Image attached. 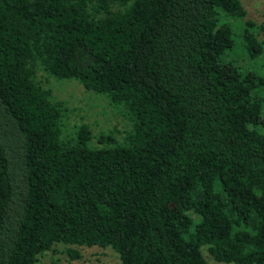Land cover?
I'll return each mask as SVG.
<instances>
[{
    "label": "trees",
    "instance_id": "trees-1",
    "mask_svg": "<svg viewBox=\"0 0 264 264\" xmlns=\"http://www.w3.org/2000/svg\"><path fill=\"white\" fill-rule=\"evenodd\" d=\"M244 16L240 0H0V264L57 243L264 264V76L237 62L264 52V24ZM40 69L121 107V140L65 131Z\"/></svg>",
    "mask_w": 264,
    "mask_h": 264
},
{
    "label": "rangeland",
    "instance_id": "rangeland-1",
    "mask_svg": "<svg viewBox=\"0 0 264 264\" xmlns=\"http://www.w3.org/2000/svg\"><path fill=\"white\" fill-rule=\"evenodd\" d=\"M240 2L245 11L244 19L252 21L255 25L264 24V0ZM257 38H260L259 33ZM237 62L241 65L239 67L245 70L250 69L254 63L255 69L264 76V52L254 62L248 61L247 57L237 58ZM36 79L50 90L52 100L61 102L66 107L65 131L69 132L74 125L83 123L88 126L93 136L111 133L115 139L121 140L129 128L128 119L123 115L121 107L113 106L102 95L85 91L74 79H56L41 69L36 72ZM66 247L60 243L54 244L51 250L38 257L35 264H119L115 253L107 247L73 246L79 254L75 259L67 256L64 251ZM200 248L207 264H234L217 262L205 247Z\"/></svg>",
    "mask_w": 264,
    "mask_h": 264
}]
</instances>
